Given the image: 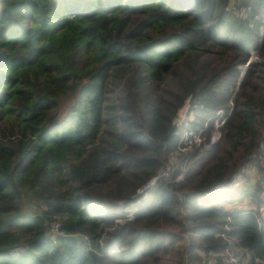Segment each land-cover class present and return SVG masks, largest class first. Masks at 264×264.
Returning <instances> with one entry per match:
<instances>
[{"label":"trees","instance_id":"1","mask_svg":"<svg viewBox=\"0 0 264 264\" xmlns=\"http://www.w3.org/2000/svg\"><path fill=\"white\" fill-rule=\"evenodd\" d=\"M263 133L264 0H0V264H264Z\"/></svg>","mask_w":264,"mask_h":264},{"label":"built area","instance_id":"2","mask_svg":"<svg viewBox=\"0 0 264 264\" xmlns=\"http://www.w3.org/2000/svg\"><path fill=\"white\" fill-rule=\"evenodd\" d=\"M249 11V7L247 6H240L236 8V13L238 15L247 16ZM185 116L187 117V109L185 110ZM179 115V112H178ZM175 118V123L180 124L182 122L177 121V117ZM185 116L183 118H185ZM227 118L226 112L224 109H219L217 111V117L215 118V125L216 129L213 131L211 140L208 145H211L213 142L217 141L221 135L219 130V126L223 124L225 119ZM203 128H186L184 131L180 133V138L178 142L177 149L171 153L168 157L167 163L160 169L158 175L153 177L150 182L146 184L145 187L141 189L144 190L146 187L154 184L156 180L160 177L165 179H170L174 172L179 168L181 172L187 171L188 162L195 151L196 146L199 145L204 137L202 136ZM261 147H264V133L263 139L261 140ZM249 163H242L238 169L234 172L233 177L231 179L232 187H241L246 182V173L248 172ZM52 231H59V224L54 223L52 226ZM54 233V232H53ZM12 254L18 253V251L13 250ZM223 256L225 260V264H248L250 259V253H248L245 249L241 246L236 245L232 241L227 245L225 250L223 251ZM185 264H188L187 262Z\"/></svg>","mask_w":264,"mask_h":264},{"label":"rangeland","instance_id":"3","mask_svg":"<svg viewBox=\"0 0 264 264\" xmlns=\"http://www.w3.org/2000/svg\"><path fill=\"white\" fill-rule=\"evenodd\" d=\"M186 109H187V113H188L187 114L188 115L187 117L185 116L186 115L185 114V110ZM216 115H217V113H216ZM184 116H185V118H183ZM191 119H193V113L192 112L189 113V100H187L186 103L179 109V115L177 117V121L182 122V123H180V124H182V130H181V132L184 131L186 128H189L190 127L189 121ZM247 171H248L247 173L249 174V177H251V179L254 180L255 179V176H256V169H255V167L249 165V168H248Z\"/></svg>","mask_w":264,"mask_h":264},{"label":"water","instance_id":"4","mask_svg":"<svg viewBox=\"0 0 264 264\" xmlns=\"http://www.w3.org/2000/svg\"><path fill=\"white\" fill-rule=\"evenodd\" d=\"M255 59V55L251 56L249 61L244 65V69H246Z\"/></svg>","mask_w":264,"mask_h":264}]
</instances>
